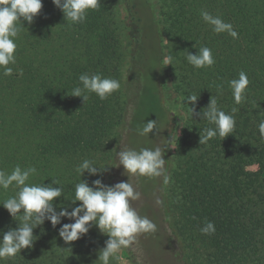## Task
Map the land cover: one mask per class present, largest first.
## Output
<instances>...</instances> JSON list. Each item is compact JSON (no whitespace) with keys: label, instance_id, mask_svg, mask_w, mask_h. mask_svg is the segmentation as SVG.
<instances>
[{"label":"trees","instance_id":"16d2710c","mask_svg":"<svg viewBox=\"0 0 264 264\" xmlns=\"http://www.w3.org/2000/svg\"><path fill=\"white\" fill-rule=\"evenodd\" d=\"M42 3L34 23L22 21L12 75L0 69V170L34 166L29 183L58 180L64 191L54 203L68 206L84 159L108 168L99 176L85 172L81 179L89 185L97 178L109 186L126 182L123 167H112L115 150L126 147L143 119L166 112L164 127L148 138L153 148H165L169 180L135 186L138 213L148 210L159 230L150 244L157 257L169 264H264V138L258 131L264 119V0H100L79 24L65 21L52 0ZM202 10L231 23L238 37L215 34ZM205 46L216 63L195 69L186 53ZM168 56L173 63L165 66ZM241 71L250 83L247 101L236 105L228 81ZM85 73L115 78L121 88L103 101L89 94L83 103L70 94ZM191 95L198 96L197 112L211 97L227 114L237 107L232 135L199 144V134L214 125L191 118L192 104L185 102ZM14 194L0 189V203ZM208 221L215 233L204 235L200 229ZM17 223L0 206V234ZM60 226L45 221L33 230L31 249L0 264H82L99 230L66 244Z\"/></svg>","mask_w":264,"mask_h":264},{"label":"clouds","instance_id":"9594fccd","mask_svg":"<svg viewBox=\"0 0 264 264\" xmlns=\"http://www.w3.org/2000/svg\"><path fill=\"white\" fill-rule=\"evenodd\" d=\"M53 5L63 13L65 21L72 24L83 23L90 11L100 7V0H52ZM43 7L42 0H0V69L3 75L10 76L13 68L9 65L16 64V40L19 38L22 21L29 25L34 23L35 18L40 14ZM202 20L215 34L227 33L232 38H237L238 33L231 23L225 22L219 16H214L206 10H202ZM187 62L195 69L212 67L216 61L212 50L208 47H201L195 54L186 53ZM173 57L168 56L164 65H172ZM22 75V71L20 73ZM80 85L71 91V96L82 98L83 103L89 99V94H95L100 100H106L115 92L119 91L121 84L115 78L102 77L97 74H82L78 77ZM250 81L248 75L241 71L238 79L228 81V87L232 90V96L236 105H242L247 101V89ZM197 95L187 97L185 102L191 103L189 108L191 118L193 115L206 120L214 127H206L203 134H199V144H206L209 140L219 136L225 138L235 131V113L237 107L231 109V114L225 113L218 106L217 99L211 97L208 105L201 111H196ZM160 132L157 120H149L142 128L137 129V134L149 137V133ZM258 131L264 138V119L258 125ZM115 149V148H114ZM115 150L116 163L112 167L122 166L123 174L128 177L126 182H118L114 185H106L101 178L91 182V185L81 177L85 172L89 176H99L108 171L106 165L97 167L95 162L84 159L76 168L80 180L75 185L74 198L68 206L56 205V198L63 196V186L56 179L50 184L29 183L30 177L37 174L34 166L22 168L17 165L8 173L0 170V189L15 190V194L7 197L0 203L17 223V227L0 234V261L14 258L22 249H31L37 236L33 230L43 225L45 221L50 222L58 229L60 238L70 244L83 238L93 227L106 235L104 247L99 250L98 261L100 264H110V259L117 257L125 249H131L138 244L141 234L155 233L157 225L145 216H141L132 206V202L138 201L141 193L129 177H163L167 183V161L163 158L165 148L155 147L141 148L136 150L130 147H119ZM111 166V165H107ZM58 185V187H53ZM79 204L72 207L76 202ZM157 204L162 201L157 200ZM59 208V211H57ZM69 208L71 210H69ZM62 219L71 222L63 223ZM204 235L215 233V225L208 221L200 229Z\"/></svg>","mask_w":264,"mask_h":264},{"label":"rangeland","instance_id":"374dc122","mask_svg":"<svg viewBox=\"0 0 264 264\" xmlns=\"http://www.w3.org/2000/svg\"><path fill=\"white\" fill-rule=\"evenodd\" d=\"M169 101V100H168ZM149 120H157L158 128H163L166 120L167 114L156 113L150 116L148 119H143L142 123H146ZM150 134V133H149ZM130 137L127 138V145L126 147L135 148L139 150L141 148H151L156 145L154 140L139 136L137 134V129H134L132 134H129ZM157 137V136H155ZM152 140V141H151ZM128 180V177L126 181ZM154 178L149 177H129V181L134 184V186L146 187L148 183L153 182ZM138 190V189H137ZM149 198L151 201L154 199V190L149 193ZM138 205L139 200L132 202V206L138 212ZM141 216L149 217L148 210H142L139 212ZM158 230V229H157ZM159 231V230H158ZM91 244L89 245V250L86 255V261L82 264H100L97 260L99 255V250L104 247L105 241L108 239L106 235L101 234L99 231L93 233ZM157 233H148V234H141L138 238V244L134 245L131 249L122 250L117 257L110 259V264H169L164 256L157 257V252L150 246V244H155L157 242Z\"/></svg>","mask_w":264,"mask_h":264}]
</instances>
